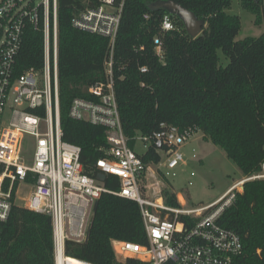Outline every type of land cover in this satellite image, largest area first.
<instances>
[{"label": "trees", "instance_id": "16d2710c", "mask_svg": "<svg viewBox=\"0 0 264 264\" xmlns=\"http://www.w3.org/2000/svg\"><path fill=\"white\" fill-rule=\"evenodd\" d=\"M167 0L123 2L114 48L115 92L122 127L135 148L139 135L151 136L161 124L184 130L197 127L220 146L242 172H259L264 162V33L237 40L240 16L227 11L233 0H174L206 21L197 37L172 14L176 29L161 32L165 9L151 5ZM264 21L261 0H240ZM100 0H59L60 107L63 138L81 146L85 172L97 177V160L110 148L106 128L70 117L72 100L91 99L89 87L105 80L111 51L107 37L77 29L73 17ZM149 15L148 18L145 15ZM162 36L163 57L154 38ZM218 50L228 58L221 64ZM43 33L29 28L17 57L16 73L43 64ZM146 66L147 72L141 67ZM146 164H158L154 146L140 153ZM2 167L0 166V171ZM164 188L167 204L182 207L176 192ZM104 186L119 190V177L108 174ZM220 223L240 234L243 253L238 264H264V179L247 181L244 191L225 209ZM147 234L139 204L104 192L98 200L89 237L68 240L66 253L92 264H119L113 241L145 243ZM0 264H55L51 215L13 203L10 217L0 226Z\"/></svg>", "mask_w": 264, "mask_h": 264}, {"label": "built area", "instance_id": "2783aa9c", "mask_svg": "<svg viewBox=\"0 0 264 264\" xmlns=\"http://www.w3.org/2000/svg\"><path fill=\"white\" fill-rule=\"evenodd\" d=\"M100 1V5L76 14L72 24L110 40L106 78L89 87L91 99L74 98L69 115L106 128L110 148L97 160V167L106 177H119L120 188L107 189L105 180L85 172L81 146L63 138L59 0H0V226L10 217L21 185H29L30 193L22 206L51 215L55 264H70L67 241H86L94 205L104 192H109L139 204L147 234L145 243L113 241L119 264H238L244 247L242 238L219 220L238 192L244 191L247 181L264 179V162L259 172L236 181L207 205L184 208L167 204L164 179L184 163L182 148L201 130H181L162 123L153 135L137 136L143 152L129 145L114 78V48L123 2L117 5L116 0ZM261 1L264 17V0ZM160 27L161 32L176 29L171 13L163 15ZM29 28L43 33V64L18 75L17 57ZM154 43L157 54L163 57L162 36L157 35ZM141 71L147 72L148 68L142 66ZM27 136L32 139L30 159L25 158L23 150ZM151 145L162 157L159 174L151 171L150 164L140 156Z\"/></svg>", "mask_w": 264, "mask_h": 264}, {"label": "rangeland", "instance_id": "374dc122", "mask_svg": "<svg viewBox=\"0 0 264 264\" xmlns=\"http://www.w3.org/2000/svg\"><path fill=\"white\" fill-rule=\"evenodd\" d=\"M227 12L241 18L242 26L236 37L237 40L257 37L264 33V21L256 24L255 15L243 8L240 0H233V5ZM218 53L221 64L226 66L229 62L228 58L221 50H218ZM31 145L32 139L27 136L23 145L24 156L27 159L31 158ZM135 148L140 152L144 151L139 140L136 141ZM182 151L185 154L184 163L164 179V186L167 187V182L169 183L184 208H196L215 201L230 185L244 177L237 164L228 158L224 149L205 138L203 131L194 135ZM149 166L156 174L161 172L160 164L151 163ZM29 193L30 186L21 185L16 203L24 205V198H27ZM179 195L183 197V200L179 198ZM76 260L71 258L70 264H78Z\"/></svg>", "mask_w": 264, "mask_h": 264}, {"label": "water", "instance_id": "95a60500", "mask_svg": "<svg viewBox=\"0 0 264 264\" xmlns=\"http://www.w3.org/2000/svg\"><path fill=\"white\" fill-rule=\"evenodd\" d=\"M151 7L153 9H165L171 14L179 17L183 21L189 35L192 37H197L199 34H201L203 32L204 27L206 26V21L204 19H199L191 10L183 7L174 0L158 1L153 5H151ZM98 179L100 181H104L106 179V174L103 172L99 173ZM97 207H98V201L94 205V213L89 223L86 240L89 237V233L94 220V214L97 210Z\"/></svg>", "mask_w": 264, "mask_h": 264}, {"label": "crops", "instance_id": "0c3cea01", "mask_svg": "<svg viewBox=\"0 0 264 264\" xmlns=\"http://www.w3.org/2000/svg\"><path fill=\"white\" fill-rule=\"evenodd\" d=\"M233 184H234V183H233ZM233 184H232V185H233ZM232 185H230V186H229V187H228V188L222 193V195H223V194H224V193H225V192H226V191H227ZM222 195H221V196H222ZM221 196H220V197H221Z\"/></svg>", "mask_w": 264, "mask_h": 264}, {"label": "bare ground", "instance_id": "6f19581e", "mask_svg": "<svg viewBox=\"0 0 264 264\" xmlns=\"http://www.w3.org/2000/svg\"><path fill=\"white\" fill-rule=\"evenodd\" d=\"M179 198H180L181 200H183V197H182L181 195H179Z\"/></svg>", "mask_w": 264, "mask_h": 264}]
</instances>
